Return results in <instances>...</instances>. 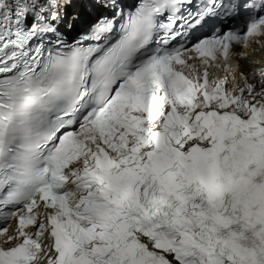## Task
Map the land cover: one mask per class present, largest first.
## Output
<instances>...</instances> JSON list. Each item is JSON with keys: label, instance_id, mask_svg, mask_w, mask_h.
Here are the masks:
<instances>
[{"label": "snow or ice", "instance_id": "6c2138e0", "mask_svg": "<svg viewBox=\"0 0 264 264\" xmlns=\"http://www.w3.org/2000/svg\"><path fill=\"white\" fill-rule=\"evenodd\" d=\"M0 264H264V0H0Z\"/></svg>", "mask_w": 264, "mask_h": 264}, {"label": "bare ground", "instance_id": "6f19581e", "mask_svg": "<svg viewBox=\"0 0 264 264\" xmlns=\"http://www.w3.org/2000/svg\"><path fill=\"white\" fill-rule=\"evenodd\" d=\"M236 64V62H234V64L233 65H235Z\"/></svg>", "mask_w": 264, "mask_h": 264}]
</instances>
